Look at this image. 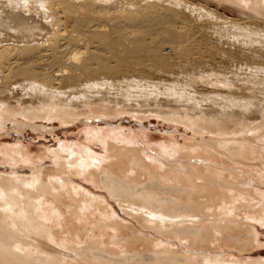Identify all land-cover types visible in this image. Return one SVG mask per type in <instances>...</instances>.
<instances>
[{
    "label": "bare ground",
    "instance_id": "6f19581e",
    "mask_svg": "<svg viewBox=\"0 0 264 264\" xmlns=\"http://www.w3.org/2000/svg\"><path fill=\"white\" fill-rule=\"evenodd\" d=\"M217 1L221 4L230 3L231 6L238 5L255 16L248 19V16L253 14L250 15L245 11L247 15L245 18L232 21L221 17L217 12H212L200 3L194 5L187 0H0V117L9 120L21 115L28 121L57 118L63 123L74 121L81 116L104 117L114 113L118 115L132 112L141 117L149 114L148 117L154 116L167 122L183 124L194 134L199 135L233 137L235 140L242 135L257 134L264 128V104L255 105L258 103L260 105L264 97L258 98L249 91L255 87L254 84H251L253 88L250 86L252 81H258L264 86V0ZM186 10L188 14L185 13ZM195 14L201 22L196 23L198 20L191 17ZM205 21L218 23L234 32L226 34L216 32L214 36V33L207 32ZM166 47L171 48L172 57L165 53ZM232 64L235 67L234 70L231 68V71L228 67H232ZM159 76L161 77L158 81L161 82L154 83L153 81ZM168 78L169 81L172 78L178 84L187 87H172L173 90H167L164 82H168ZM118 79L133 84L136 89L133 92L141 90L139 93L142 94L137 99L128 100L127 95L115 89ZM239 81L244 84L238 85ZM169 84L168 82L166 86L173 85ZM147 85L152 86L148 91L143 88ZM163 86L167 90L164 94ZM243 89L247 91L240 96L239 91ZM255 90H258V87ZM258 93L264 96V87ZM17 97H22L23 100L19 101ZM175 103L188 105L180 109L181 106H176ZM129 104L131 109L130 107L127 109ZM133 106L138 110H133ZM16 107L21 109L18 111ZM125 143L123 142L122 146L117 144L118 147L108 144V153L106 152L107 155L102 158L92 156L90 159L83 155L84 157L71 160L75 164L70 163L71 161L67 164L71 169L84 171L88 175V180L93 178L98 185L107 188L106 190L110 191L116 200H121V203L130 200L131 204L127 202V207L131 210L129 213L140 219L138 221H141L143 226L156 230L162 235L182 240L187 238L185 243L191 242L192 246L197 248L198 246L209 248L219 239L226 240L233 246L235 242L240 243L238 247L240 246L241 250L247 249L250 245L254 246V238L252 240L236 238L240 236L238 234L243 227L240 228L238 220L232 217H243L241 210L245 208L240 203L239 206L237 205L240 199L235 200L236 206L226 208L224 205L226 209L221 207L223 213H208L211 207L213 208L212 205L218 204L217 199L221 196L218 194L223 183H230V180L222 176L223 174L210 173L209 169L206 173L205 168L192 164L182 166L180 170L161 172L150 165V160L144 156L146 153L141 156L134 147H129L133 145ZM220 146L226 149L228 156L232 154L239 156L238 158L249 157L254 152L252 150L254 147L250 148L247 143L231 140L222 142ZM177 148L179 149L178 146ZM159 150L165 151L162 148ZM184 151L174 149L168 154L179 155L178 158L200 156L215 159L214 156H217L215 154L212 156L211 152L201 148ZM77 154L75 155L78 156ZM18 155L22 156L21 152ZM166 156L168 157L167 154ZM92 159L99 161L100 165L102 161L109 163L108 167L102 165L106 168H102L104 170H101L103 171L101 175L91 172L92 169L98 168ZM114 160L117 161L118 166L113 162ZM125 161L130 162L132 167H128L130 168L128 172L125 170ZM225 161L224 163L227 162ZM151 163L154 164V161ZM67 166L65 163L63 167L67 169ZM71 169L69 172L73 173ZM135 169H140L146 174L148 178L146 183L142 179L133 178ZM64 175H61L63 176L61 178H65ZM172 178H176L183 189L160 185L162 184L160 182L168 184L170 182L168 179ZM38 180L41 179L0 180V264H69L70 262L67 258L64 260L41 251L33 241L32 235L47 237L57 242L59 234L50 225V215L46 207L49 201L55 202L60 206L61 211H69L68 213H71V210L78 212L76 211L78 209L76 216L79 220H85L84 210H90L93 206L89 208L81 203L82 201L74 198L69 204L64 199L61 201L60 198L65 197L60 195L66 192L72 195L73 190L59 189L58 185L64 180L61 179L59 182L60 177L57 179L58 185L55 184L57 181L54 183L52 179L48 183L44 182L45 180L43 182ZM66 180L63 182L66 183ZM211 185L220 187L219 190L216 189L219 192H214L215 189ZM57 187L65 193L61 194V191L59 193ZM236 191L238 192L237 189ZM175 193L178 195L175 196ZM216 193L218 198H215ZM169 194L175 197H170ZM97 204L94 205L97 207ZM215 207L213 209H216ZM60 210L57 212L60 213ZM72 219L75 224V219ZM112 219L110 223L116 220V218L113 221ZM251 219L256 220L253 216ZM263 219L260 217L257 220L261 223L264 222ZM71 226L69 225L70 228ZM73 227L75 230L78 226ZM90 228L93 229V225ZM74 230H69L64 246L88 258L90 264H225L228 262L222 260L223 258L220 259V256V258L203 256L202 259L186 257V260L182 259V256L177 258L174 256L176 253L172 251L173 247L164 249L162 246L163 250H160L153 239L150 241L149 238L150 242L148 240L143 242L144 238L140 237L145 236L136 237L138 235L135 236L137 239L134 237L135 240H132L134 242L127 241L128 250L124 249L126 251L124 255L127 254L128 257L120 259L121 256H116L120 255L117 251L108 248L112 241H109L110 244L100 242L101 236H94L92 233L85 237L88 239V244L84 243L87 245L84 247L82 243L84 237L81 244L75 240L81 238L85 232L80 235L79 232L82 231L74 233ZM111 234L110 232V236H113ZM95 237L99 240H94ZM137 242L147 243L145 244L147 255L138 251L137 248L140 246H136ZM248 264H264V261L257 260Z\"/></svg>",
    "mask_w": 264,
    "mask_h": 264
},
{
    "label": "rangeland",
    "instance_id": "374dc122",
    "mask_svg": "<svg viewBox=\"0 0 264 264\" xmlns=\"http://www.w3.org/2000/svg\"><path fill=\"white\" fill-rule=\"evenodd\" d=\"M187 1L193 3L194 5H198L200 3V5L205 6L208 9H211L212 12H215V13L217 12V14H219L221 17L223 16L226 19H231L232 21H234V20L239 21V19L241 17L243 19L247 16L245 14L246 13L245 11H248V10L242 9L238 5L231 6L232 4L230 5V3H227V4L222 3L221 4V2H218L217 0H187ZM235 6H238V7H235ZM238 8L240 10H237ZM241 10H243V11L241 12ZM186 11H185V13L188 14V11L187 12ZM248 14L252 15L253 13L251 14V12H249ZM253 16H255V15L253 14L252 16H248L249 17L248 19H250V17L252 18ZM191 17H193L194 20H196L198 18L196 14L194 16H191ZM193 18H192V21H194ZM204 19H206V17H204ZM198 22H201V20L196 21V23H198ZM205 23H206V21H205ZM213 23H212V21L209 23H206V27H208L206 29H207V32H209L211 34L214 33V36L216 35V32H218V33L222 32L225 34L229 33V32H231V33L234 32L232 30L230 31L227 28H223V26L219 25L218 23L217 24L215 22H213ZM227 36L228 35H226V37ZM225 39H227V38H225ZM231 39H232V36H231ZM165 53L169 57H172L173 53H172L171 48L166 47ZM235 64L236 63H234V65ZM234 65L232 64V67H228V68H230V69L232 68L234 70V67H235ZM238 65H240V63ZM238 67H240V66H238ZM230 69H228V72H230ZM232 69H231V71H232ZM160 77L161 76L157 77V79L153 82L156 84L160 83L161 81L160 82L158 81ZM161 80H162V78H161ZM167 80L170 83L169 85H171V83L173 84L172 86L169 87V86H166V85H168V82H164V86L166 87L167 90H170V89L173 90V88H178V87L180 88V86L183 88L187 87V85L182 86V85L178 84V82H176V80H174L172 78H170V81H169V78ZM171 80H173V82ZM116 82H117L115 84L116 91H118L121 94L127 95L128 100L137 99V97L142 94V93L141 94L139 93V91H141V90H138V89H137L138 91L133 92L134 90H136V89H134L133 84H130L127 82L125 83L124 81H122V79H118V81L116 80ZM239 83L244 84V82H241V81L238 82V85H239ZM251 84H254L255 87H254V89H252V91H249V92H251V94L252 93L256 94V96L258 98H263L264 96L258 92L260 89L262 90L264 86L261 85L260 83H258V81H252V83H250V86L253 88V85H251ZM164 86H163V90H164L163 94L166 93V91H167L166 89H164L165 88ZM149 87L151 88L152 86L147 85V86H144L143 88H145V90L148 91V90H150ZM257 87H258V90H255V89H257ZM130 88H132V89L129 90ZM130 91H132V92H130ZM245 91H247V90H245ZM245 91H244V89L239 91L241 93L240 96L244 95ZM186 97L189 98L190 96H186ZM17 100L22 101L23 98L17 97ZM131 104H133V103H131ZM131 104H129L127 109L129 107H130L129 109H131V106H130ZM263 104H264V101L262 103H260V105L258 103L255 106H263ZM175 105L179 106V107L181 106L180 109H183V108H185L184 106L188 105V104L175 103ZM15 109H17L19 111L21 109V107H16ZM133 110H138V108L136 106H133ZM115 114L116 113H114L112 115L110 114V115L104 116V117L103 116H85V117L81 116V117H78V119H75L74 121L71 120L72 122L67 121V122H63V123H62V121H59V119H57V118L51 119L52 121L49 120L48 118H39V119H35L33 121H28L27 118L25 119V117L21 116V115H19L20 117L18 116L15 119H9V120H8V118L3 117V119H2V117H0V180L25 179L26 181H31L34 179L35 180L41 179L38 181L43 182L45 180L44 182L48 183L52 179L53 180L52 182L55 183L57 181V179H59V177H60V180H58L59 182H61V179H64V180L67 179L65 181L67 184L63 182L64 180H62V182H61L62 184H60V185L57 184L58 181L55 183L58 185L59 189L70 188L74 192V193L71 192L72 195H69L67 192L65 193V192H62L61 190H58V187H57V190L59 191V193L62 192L61 194H63V193L66 194V195L65 194L60 195V197L61 196L65 197V198H60L61 201H63V199H64V201L69 204V201L72 202L73 198L75 200L78 199L79 201H82L81 203L86 204V206L89 208L91 206H93V208L97 211L96 212L92 207L90 208V210L89 209L84 210L83 215L85 217V220L86 219L87 220L86 221L85 220H79V218L76 216L77 215L76 213L79 212L78 209L76 210L78 212L71 210L70 211L71 213H68L69 211H67V212L65 210H64L65 212L61 211L60 206L58 204H56L55 202L49 201L50 204H49V202H47L48 205L46 207L49 211L48 215H50V217H49L50 218V225L52 226V229H54L59 234L58 239H57L58 245H57V242H55V241H53L47 237L37 236V235L33 234L32 239L38 245V247L41 251L45 252L46 254H50L51 256H53V255L57 256V257L64 259V260H66V258H67L70 261L69 264H74V263L87 264V262L90 264V262L88 261V258L86 259V257L78 254L74 250L65 248L66 246H64V240L66 237H68L69 230L72 231V230H74L73 226H78V227H75L74 233L78 232V231H82V233L79 232L80 235L84 234L83 232H85L86 236H85V234L81 235L82 237L76 238L75 241H78V243L81 244V242H82L81 240H83L85 237H87V235L90 236L92 233L94 234V236L95 235L99 236V237L101 236L100 242L104 241V242L109 243V241H112V242H110L111 244L109 243L110 246L108 248H110L111 251H113V249H114V252L117 251L118 254H120V255H116V256H118V257L121 256L120 259H125L124 257H128L127 254L124 255V253H126V251L128 250L127 241H128V243L134 242L132 240H135L136 237L145 236V237H140L142 239L144 238L143 242H146L150 238L151 240L150 239L149 240L152 241V239H153L154 240L153 242L155 243V245H158V249L161 248L160 250H163V248L167 249V247L168 248L173 247V249H175V250H173L172 248L171 249L173 252L176 253V254H174V256H176L177 258H181L180 256H182V259H184V260L187 259L186 257H197L199 259H202L203 256L212 257V258H216V256H217V258L221 257L220 259L223 258L222 260L228 261L225 264H248L249 262H255L257 260L264 261V222L259 223L257 220L260 217L264 218V128L261 129L255 135L254 134L253 135L252 134H246V135L239 136V137H237V139L233 140V137H226L225 138V137H218L216 135H208V134L199 135L197 133L194 134L190 128L187 127L188 128L187 129L186 126L183 124L179 125V123L170 122V121L167 122V120L164 121L165 119H162V118L158 119L154 116L148 117L149 114L146 117L142 116L143 118L140 115H138L137 113L133 114L132 112H125V113L118 114V115H115ZM226 140H231L232 142H234V141L241 142L244 144L247 143V145L250 148L254 147V148H252V150L255 153L253 152V154H251L249 157L246 156V157H242V158H238L239 156H235L232 154L231 155L229 154L230 156H228V152L227 151L225 152L226 149H224L220 146V144ZM121 142L122 143L126 142L129 145H133V146H129V147H134V149L136 151H138L139 154L141 153L140 154L141 156L146 153L144 156L150 160L149 161L150 165L153 166L154 168L158 169V170H161V172H166L168 170H170V171L174 170L175 171V169L178 170L182 166H188V164L189 165L192 164L196 167L200 166L199 168H202V167H203V169L205 168L204 170H206V173L208 172L207 170L209 169L210 173L212 172V173L218 174L220 172L219 174H223L222 176L226 177L228 180H230V183H223V187H221V189H220V187L218 188L217 185L216 186L211 185V187H214V189H215L214 192L218 193L220 191L219 192L220 194H218V195L219 196L221 195V196L219 197L217 195V193L215 194V196H216L215 198L219 197L217 199V200H219V202L217 201L218 204L216 203L215 205H212L213 208L217 205L215 207L216 209H213L211 207L210 212H208V213H212V212L213 213H216V212L217 213H223L224 210H221L220 209L221 207H222V209H226L229 206H233V205L236 206L237 201L240 199L238 201L237 205L239 206V203H240V205L244 206L245 209H242L243 211L241 210V212H242L241 216H243V217L242 218L232 217L233 219L235 218L236 220H238V224L241 225L240 228L243 227L240 229L239 234H238L241 237L236 235L237 236L236 238H238V237L243 238V240H245V238H246V240H249V239L252 240L254 238L253 239L254 246L250 245L247 247V249L242 248V250H241L240 246L238 247V244L241 245L240 243L235 242L237 245L234 243V246H235L234 247L233 245H231V243L229 245L228 241L219 239L218 241L221 240L222 243H220L221 242L220 241L218 244H216L218 242L217 241L215 244H212L211 247H209V248L205 247V246H198V248H197V246H195V247L192 246L193 244L190 241L189 242L191 244L188 242H187L188 244L185 243L187 241V238H184V240H182L181 238L170 237L169 235H165V234L162 235V233L157 232L156 230L153 231V229L146 227V226H143L142 222L138 221L140 219L136 218L134 215H131L129 213V211L131 212V210H129L127 205L131 204L130 200H125L126 203H124L125 201L122 200L123 202L121 203V200H119V199L116 200V198L112 196L110 191L106 190L107 188L105 189L104 187L101 186V184L98 185L97 182L93 178L92 179L90 178L88 180V178H87L88 175L84 171L83 172L78 171L80 169L75 170L74 168L71 169V167H69V165L67 164L72 159H79L80 156L84 157L85 155H86L85 156L86 158H90V159L92 156L94 158H96V157L102 158V157L106 156L108 153V149H107L108 144L109 145L112 144V145H116V146L118 144V145L122 146L123 144ZM177 146L179 147V149L177 148ZM171 147L172 148L174 147V148L172 149ZM159 148H162V150L163 151L165 150V151L160 152ZM166 148H168V149H166ZM200 148H201V150H207V151L211 152L212 156H214V154L217 155L218 157H219V155H222V156L219 158L217 156H214V157H216L215 159H212V157L211 158H209V157L203 158L200 156L178 158L179 155L169 156L170 154H168L169 151L172 152L174 149H177V150L183 152L184 149H186V150L190 149V151H194L195 149H200ZM206 148H208V149H206ZM254 149H256V150H254ZM186 150L184 152H186ZM86 151H87V153H86ZM19 152H21L22 156L18 155ZM73 153H74V155H73ZM79 153H81V154L79 155ZM75 154H77L78 156H76ZM166 154L168 155V157L166 156ZM224 156H225V158H222ZM258 157H260L261 160ZM173 158H176V159H173ZM216 159L217 160L220 159L219 161L220 162L222 161V162L218 163L219 161H217ZM225 159L227 162L225 161ZM59 160H61V161H59ZM64 160H65V162H64ZM151 160L154 161V164L155 163L156 164L154 165L153 163H151L152 162ZM62 161L64 162V164ZM224 161L226 163H224ZM59 162H61V163H59ZM93 162L96 165H98V168H94L91 170V172H94L95 175H96V173L97 174L100 173V175H101V172H103L101 170H104L106 168L105 166L108 167V164H109L108 162L102 161L101 165H100L99 161H97V160H93ZM113 162L115 164H117V163L119 164V160H118V162L116 161L117 163L115 162V160ZM126 162H128V161H125L124 165H126L125 170H127V172H128V170H130V168H132V167L130 166V162H128V164ZM65 163H66V166L68 165L67 169H66V167L65 168L63 167L65 165ZM70 163L75 164L73 161H71ZM103 164L105 165L104 167L102 166ZM118 164H117V166H118ZM177 165L179 167H177ZM128 167H130V168L128 169ZM206 167H207V169H206ZM102 168H104V169H102ZM165 168H167V169H165ZM70 169L73 171V173L69 172ZM66 170H68V171H66ZM76 171L78 172V174ZM85 171H86V168H85ZM142 172L143 171H140V169H135V171H133V175H134L133 178L136 177L137 180L142 179L143 182L146 183L148 181V178H147L146 174L144 172L143 173ZM75 173H76V175H75ZM83 173H85V175ZM143 174H145V175H143ZM61 175H64L65 178H61V177H63ZM57 176H58V178H57ZM140 176H141V178H139ZM53 177L54 178L56 177L57 179H54ZM144 179H147V180H144ZM168 180L170 182L171 181H174V182L173 183L171 182L172 184L169 181L168 182L170 184L160 182V183H162L160 185L168 187V188L173 187L174 189H181V188L183 189L182 185L178 183L176 178H172L171 180L170 179H168ZM200 180L205 181V179H200ZM175 181H177V183H175ZM199 182H201V181H199ZM242 185L243 186L245 185V186L243 187ZM216 189L217 190L220 189V190L216 191ZM232 189H235V191H233ZM236 189L238 190V192L236 191ZM241 190H242V192H241ZM235 192H236V194H235ZM229 193H231V194L229 195ZM176 194L178 195V193H175V196H176ZM226 194H227V196H226ZM248 194L250 196H248ZM85 195H86V197H85ZM169 196L173 197L174 195L172 194V196H171V194H169ZM223 196L226 200V203L228 202L227 204L225 203V200H222V199H224V198H222ZM237 196H239V197H237ZM226 197H227V199H226ZM67 199H68V201H67ZM92 199H94V200H92ZM88 200H89V202H88ZM231 200H234V201H231ZM235 200H237V201L235 202ZM246 201H248V202H246ZM127 202H128V204H127ZM222 202H224V203H222ZM245 202H246V204L244 205ZM247 203H249V204H247ZM94 204H97L98 208ZM222 204H223V206H222ZM224 205L226 206V208H224L225 207ZM59 210H60V213H58ZM92 210H94V211H92ZM244 210H246L245 211L246 214L244 213ZM104 211H106L107 213ZM207 211H209V210H207ZM248 212H249L250 216L249 215L247 216ZM67 213H68V215H67ZM90 213H92L91 216H90ZM243 213L245 215H243ZM65 214H66V216H65ZM100 214H101V216H102V214H105V215H103L102 216L103 218H102L100 216ZM252 216L254 219L257 220V222H256V220L252 221V219H251ZM109 217L111 219L113 218L112 221L115 220V218H116V220L113 221L112 223H110L111 219ZM247 217H249V219ZM72 218L75 219L74 220L75 224L72 222L73 221ZM106 218H107V220H105ZM95 219H97V220H95ZM100 219H101V221H100ZM207 219H212V218H207ZM240 219H241V221H239ZM102 220L104 221L103 223H102ZM94 221H96L97 224ZM98 221H100V222H98ZM263 221H264V219H263ZM76 222H77V224H76ZM89 222L93 223L92 224L93 229L90 228V226H92V225H90ZM118 222H119V224H118ZM69 225L70 226L72 225L71 226L72 229L69 227ZM82 225L84 227H81ZM97 226H98V228H97ZM119 226L122 228H119ZM84 228H85V230H84ZM107 228H108V230H107ZM109 228H110V230L112 229V231H110ZM67 229H69V230L67 231ZM105 229H106L107 233L105 232ZM110 232L113 234V236H110ZM74 233H72V234H74ZM250 233L253 236H251ZM136 235H138V236H136ZM249 235H250V237H249ZM109 237H111V238H109ZM72 239H74V238H72ZM114 239H116V240H114ZM128 239H130V240H128ZM179 239H180V241H179ZM94 240H99V238L95 237ZM149 240H148V242H150ZM114 241H116V242H114ZM181 241H184L185 244ZM226 242H228V243L226 244ZM82 243H83V245H84V243L88 244V239L85 238ZM145 244H147V243L137 242L136 246L137 247L140 246L139 248H137L139 252H142L143 254L147 255V253H148L146 251L147 245H145ZM186 245H188L189 247ZM225 245H227V246H225ZM86 246L87 245H84V247H86ZM141 246L142 247L144 246V248H142ZM162 246H164V247L162 248ZM165 246H166V248H165ZM215 246H216V248H215ZM126 248H127V250H126ZM122 255H124V256H122ZM155 258H156V256H154V259ZM83 261H85V263Z\"/></svg>",
    "mask_w": 264,
    "mask_h": 264
}]
</instances>
